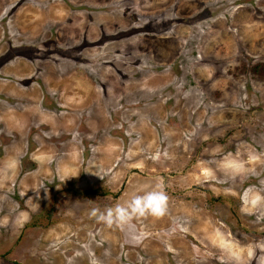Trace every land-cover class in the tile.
Masks as SVG:
<instances>
[{"label": "rangeland", "instance_id": "obj_1", "mask_svg": "<svg viewBox=\"0 0 264 264\" xmlns=\"http://www.w3.org/2000/svg\"><path fill=\"white\" fill-rule=\"evenodd\" d=\"M0 264H264V0H0Z\"/></svg>", "mask_w": 264, "mask_h": 264}, {"label": "clouds", "instance_id": "obj_2", "mask_svg": "<svg viewBox=\"0 0 264 264\" xmlns=\"http://www.w3.org/2000/svg\"><path fill=\"white\" fill-rule=\"evenodd\" d=\"M158 156L159 153L153 159L158 158ZM18 163L16 158H11L6 162L5 167L12 172L18 166ZM168 200L169 197L164 190L163 183L158 182L153 190L142 195H135L125 204L117 203L114 206L107 207L105 210L93 208L90 214L98 222H103L108 226L115 224L123 228L136 217H143L149 214L156 217L163 216L167 212ZM136 238L138 239L139 237Z\"/></svg>", "mask_w": 264, "mask_h": 264}, {"label": "trees", "instance_id": "obj_3", "mask_svg": "<svg viewBox=\"0 0 264 264\" xmlns=\"http://www.w3.org/2000/svg\"><path fill=\"white\" fill-rule=\"evenodd\" d=\"M97 191H98V190H97ZM97 191H94V192L96 193Z\"/></svg>", "mask_w": 264, "mask_h": 264}]
</instances>
